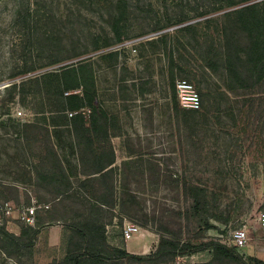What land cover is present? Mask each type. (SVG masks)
Instances as JSON below:
<instances>
[{"label":"rangeland","instance_id":"374dc122","mask_svg":"<svg viewBox=\"0 0 264 264\" xmlns=\"http://www.w3.org/2000/svg\"><path fill=\"white\" fill-rule=\"evenodd\" d=\"M177 1L153 3L161 18L165 13L161 5L172 8ZM254 1L261 2L264 10V0ZM110 6L104 0H0V199L15 208L34 203L50 206L38 211L41 228L31 252L24 249L11 258L0 257V264H61L66 253L76 249L79 239L63 224L83 223L90 203L87 192L76 183L83 179L77 176L78 150L64 129L50 125L49 111L63 101L58 80L42 75L65 66L78 67L84 61L88 63L78 72L98 90L116 152V206L101 212L109 247L150 255L161 235L198 242L210 240L218 231L227 234L246 228L248 245L238 253L248 264L264 261V129H259V117H254L253 125H247L245 115L237 118L241 102L233 96L240 94L238 90L230 97L231 112L216 113L224 77L220 70L211 72L206 67L207 61L212 62L209 46L213 48L219 40L214 24L202 28L206 35L200 38L197 52L182 35H177L182 44L172 35L180 26L160 32L169 34L164 42L156 39L159 32L143 34L156 23L152 18L125 19L127 28L120 34L126 39L118 42L106 11ZM208 6L214 7V0ZM59 48L66 60L53 63ZM181 81L193 85L198 107L182 105L177 90ZM69 94L82 95V88L64 92ZM79 104L72 101L70 106ZM202 105L209 112L208 123H213L215 113L224 127L188 129L183 110H198ZM222 107L225 110V100ZM79 108L91 113L88 106ZM199 113L193 116L204 119ZM34 120L41 123L26 126ZM57 158L72 182V187L59 192L37 179L60 174ZM184 176L215 189L217 213L226 218L212 220L218 229L204 231L183 218L190 204L178 181ZM10 221V232L20 235L26 226L18 214ZM128 223L139 228L130 241L123 237ZM118 264L240 263L214 259L208 250L167 262L124 260Z\"/></svg>","mask_w":264,"mask_h":264},{"label":"trees","instance_id":"16d2710c","mask_svg":"<svg viewBox=\"0 0 264 264\" xmlns=\"http://www.w3.org/2000/svg\"><path fill=\"white\" fill-rule=\"evenodd\" d=\"M104 1L111 3L110 8L106 11L111 21V29L118 36V42H123L126 39L122 38V34H120L127 28L125 19L134 17L140 19V22H145L152 18L156 23L149 24L151 26L143 34L160 33L177 25L180 26V29L172 35L177 37L181 44L182 40L177 35H182V38L187 39L188 45L197 52L200 38L206 35L204 29H210L211 23L214 24V31L219 40L213 44L215 45L213 48L209 46L213 49L212 52L208 50V53H211L212 62L207 61L206 67L211 72L220 70L224 77L222 84L224 93L217 98L216 113L227 115L231 112L230 97L233 96L234 91L238 90L240 94L233 96V98L240 99L239 102H241L237 118L240 119L245 115L247 125H253L254 117H259L261 121L259 129H264V10L261 7V2L214 0L215 6L213 7L208 6L212 0H180L176 5L174 3L172 8L161 5V9L165 10V13L160 18L153 0ZM210 14L213 16H209ZM205 24L207 25L205 26ZM202 28L204 29L202 30ZM143 34L141 33V35ZM167 38H169V34L160 33L156 39L164 42ZM151 41L148 43H152ZM60 50L62 49H58V57L53 63L66 60L60 55ZM87 63L84 61L78 67L65 66L61 71L42 75V78L51 76L58 80V88L61 90L63 101L59 103L60 106L49 111L51 114L50 125L56 129H64L71 138L73 147L78 150L77 176H83V179L79 178L76 183L79 188L87 192L86 195L90 203V213L83 223L63 224L71 232L72 237H77L79 240L76 242V249L69 250L60 263L118 264L124 260L167 262L180 256L209 250L214 259L220 258L248 264L235 246H228L214 238L193 242L161 235L156 250L150 255L131 254L122 248L109 247L107 225L102 219L101 212L106 206L111 208L116 206L117 185L114 169L116 152L111 142L112 135L107 114L100 107L98 90L94 86L92 88L88 76L81 74V71L78 72ZM72 79L75 80V83H71ZM78 87L82 88V95H64L65 91ZM144 89L141 90L142 94L146 93ZM222 100L226 102L225 110L222 107ZM72 101H79V106H70ZM80 106L81 108L90 107L91 113L87 115L86 112L80 111ZM183 112L186 114L183 123L192 131H195L199 125L203 126L202 130L210 127L216 129L224 127L221 118L215 117L217 116L215 113L214 117L212 116L213 123H208L209 112L203 105L198 110L186 109ZM195 112H200L199 115L204 119L195 118L193 116ZM40 123V121L34 120L32 123L27 122L26 126H35ZM204 125H209V127ZM53 153L56 154L54 151ZM88 157L90 158L87 159ZM261 159L264 164V155ZM55 165L60 173L58 176L52 173L50 177L40 175L37 179L46 180L54 185L58 192L62 188L72 187V182L58 158ZM27 181H33V179L29 178ZM178 181L182 183L183 193L190 201L183 213V218L188 222L192 221L194 225L204 227V231L218 229L212 220L224 222L226 218L217 213L219 197L215 189L187 176ZM2 185L8 186L7 184ZM37 224L36 226L24 224L26 227L22 228L20 235L10 232L5 227H0V257L11 258L24 249L31 252L41 228ZM80 250L81 253H79ZM258 264H264V261H258Z\"/></svg>","mask_w":264,"mask_h":264},{"label":"built area","instance_id":"2783aa9c","mask_svg":"<svg viewBox=\"0 0 264 264\" xmlns=\"http://www.w3.org/2000/svg\"><path fill=\"white\" fill-rule=\"evenodd\" d=\"M177 90L179 92L181 103L186 108H196L199 106L198 95L193 91V85L187 81H181L177 84ZM18 116L22 113L18 112ZM49 205H37L36 203L22 206L20 208H15L11 202L2 201L0 199V227H5L7 230L10 224L11 218L18 214L19 219L27 226H36L38 219V211L40 209L49 208ZM10 231V230H9ZM139 228L131 223L125 224L124 235L126 241H130L135 238L138 233ZM211 235V234H210ZM212 238L218 240L219 242L226 244L228 246H235L239 252L241 249L248 245V231L246 228H237L230 231L227 234L218 231ZM263 238H264V224H263Z\"/></svg>","mask_w":264,"mask_h":264}]
</instances>
